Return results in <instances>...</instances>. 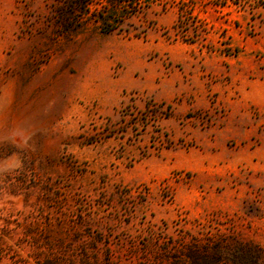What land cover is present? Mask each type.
<instances>
[{
	"label": "rangeland",
	"instance_id": "374dc122",
	"mask_svg": "<svg viewBox=\"0 0 264 264\" xmlns=\"http://www.w3.org/2000/svg\"><path fill=\"white\" fill-rule=\"evenodd\" d=\"M75 1L0 0V264H264V0Z\"/></svg>",
	"mask_w": 264,
	"mask_h": 264
},
{
	"label": "trees",
	"instance_id": "16d2710c",
	"mask_svg": "<svg viewBox=\"0 0 264 264\" xmlns=\"http://www.w3.org/2000/svg\"><path fill=\"white\" fill-rule=\"evenodd\" d=\"M91 0H76L75 2H70L67 4L70 8L73 6L79 7L84 12H87L89 2ZM208 3L217 9H224L229 6V2L235 4V0H207ZM142 3V0H108L106 2L107 8L105 11H102L101 14L98 12L97 21L99 22V29L102 33H111L117 29L119 11H124L125 8H131V5H139ZM181 13L186 14L187 9L180 10ZM66 26H69V20H64ZM187 39V36H184ZM195 38V37H194ZM197 38V37H196ZM190 41V40H189ZM225 53H230V49L223 50ZM237 259L238 264H261L262 263V251L259 248L242 245L237 248Z\"/></svg>",
	"mask_w": 264,
	"mask_h": 264
},
{
	"label": "clouds",
	"instance_id": "9594fccd",
	"mask_svg": "<svg viewBox=\"0 0 264 264\" xmlns=\"http://www.w3.org/2000/svg\"><path fill=\"white\" fill-rule=\"evenodd\" d=\"M30 135L25 134V130L22 129H15L11 131L9 135V140L16 142L18 147H26L28 146L29 140H30ZM22 166V161L17 158L13 162L11 166L8 164H4L3 166H0V170H5V171H11L14 168H19Z\"/></svg>",
	"mask_w": 264,
	"mask_h": 264
}]
</instances>
